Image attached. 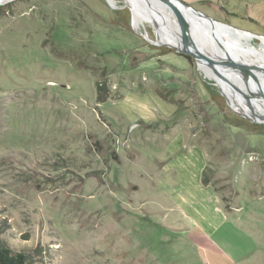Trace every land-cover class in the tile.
<instances>
[{"label": "rangeland", "instance_id": "obj_1", "mask_svg": "<svg viewBox=\"0 0 264 264\" xmlns=\"http://www.w3.org/2000/svg\"><path fill=\"white\" fill-rule=\"evenodd\" d=\"M112 1L0 3V237L31 264H264V122L232 105L264 114L226 98L190 53L154 43L155 27L136 29L124 0ZM183 1L249 33L222 35L264 67V0ZM134 2L158 12L167 35L205 44L167 7ZM225 69L264 107V93ZM174 136L177 150L203 154L178 160L206 167L224 212L211 232L171 198L192 200L201 219L216 208L196 187L161 185L173 178L163 167Z\"/></svg>", "mask_w": 264, "mask_h": 264}, {"label": "bare ground", "instance_id": "obj_2", "mask_svg": "<svg viewBox=\"0 0 264 264\" xmlns=\"http://www.w3.org/2000/svg\"><path fill=\"white\" fill-rule=\"evenodd\" d=\"M8 1H11V0H0V3H5V2H8ZM134 1L135 0H124L125 4L127 5V7L130 9V11L132 13V19H133L134 27L136 29H138L140 27V24H142L144 22L151 23L156 29V37H157L156 40H153V42L157 43V44H166V45H169V46H173V47H175L177 49L196 50V51H199L203 57H207V58L211 59L213 56L214 57L216 56V59L219 60V61H222V63H223V59H224L225 55H224V50H223L222 45L212 39V41H213V50L212 51L213 52L211 53L210 50L212 49L211 48L212 46H211V43H210V39H209V37H208V35L206 33L208 32L209 35H210V32H211V30L213 28L216 31V33L218 34V36L223 41H224V38H223V35H222L223 31L224 32H228V31L234 32L235 36H236V34H238V36H245L247 34L250 35L249 33L245 32V31L236 29L234 27H230V26L225 25V24H223L221 22L220 23L216 22L213 19H212L213 21H210L209 19H207L206 20L207 23H206L204 20H202L200 18H197L188 9H184L188 13V15L190 14L189 17L193 20L192 22L195 24V25H192L191 22H189L187 20V24H188L187 31H190L191 34H194V33L199 34L206 40V42H205V44L203 46L195 44L196 45V47H195L189 41H181L180 38H178V36L173 35V33H172V35H167L168 33H166V30L163 29L164 31H162L161 28H160L161 26L156 23V20H155L156 19L155 18L156 15L155 14H158V12L157 13L150 12V15L145 16V15H143V12L140 9L139 5L136 4V2H134ZM143 1L150 5L148 7H153L154 8L156 5L157 6L158 5L159 6L162 5L163 7H166V6H164L163 4H161L157 0H143ZM111 3H112V5L115 4V2L112 1V0H111ZM169 13L173 14L170 11H169ZM157 17H158V15H157ZM196 25H198V26H196ZM239 41L241 42L242 48L246 46V44H245V46H243V42L240 39H239ZM224 43L231 51H234V54H236V55H237V53H236V50H237L238 56H240L239 57L240 59L233 58L235 61L243 62L246 65L251 64V63H249L250 61L246 57H244V55H245L244 52L245 51H243V49L241 50V49H238V48H234L233 44L231 45V44H229V43H227L225 41H224ZM261 47H262L261 49L264 50V43L261 44ZM253 49L256 51V53H259V51H258L259 49H256V48H253ZM213 53H214V55H213ZM203 57L202 58L199 57L197 59V62H198V65H199L200 69L205 73V75L207 77H209L210 79H213V80L216 81V83H217L218 87L220 88V90L224 91L227 94L225 96L226 98L228 96V97L234 99L243 108L247 109L250 112H253L254 114H259V115L262 114V113L264 114V107H262V105L254 103L252 101V100L260 99V97L255 96L254 97L255 99H253L252 97H249V96L245 95L244 92H243L244 90H242V87L239 85L238 81L231 76V74H230L231 71L230 70H234V69H232L231 67H228V65H226V64L225 65H221V66L220 65L219 66L215 65L214 67H212V65L210 64L209 60L208 59L206 60ZM252 61H254V60H252ZM226 67L228 69H230L229 70L230 73L225 69ZM259 68H256L257 71H254L253 69H252V71H254V73H256L258 75V77L260 79H262L263 82H264V67L263 68L259 67ZM234 71H236V70H234ZM249 78H250V76H249ZM252 83L255 84V82H252ZM245 86L248 87L246 84H245ZM248 88L250 89V91L248 90L247 93H252V89L250 87H248ZM245 91H246V89H245ZM240 95H242L243 98ZM261 100L264 102L263 99H261ZM232 106L237 111H240L243 114H246V115L250 116L248 113H246L245 111H243L239 107H237L234 103H233ZM250 117L252 119H255L252 116H250ZM256 120H258L260 122L264 121V119H256Z\"/></svg>", "mask_w": 264, "mask_h": 264}, {"label": "crops", "instance_id": "obj_3", "mask_svg": "<svg viewBox=\"0 0 264 264\" xmlns=\"http://www.w3.org/2000/svg\"><path fill=\"white\" fill-rule=\"evenodd\" d=\"M176 140V136H174L172 138V142L176 143L175 145H172L169 147V150L166 151V156L168 157H172L173 159V166L171 167H167L164 165L163 167V172H165L166 174L169 173L170 171H172V175L173 178H169L167 176L162 177V181L161 185L164 186V189H171L175 186H177L178 184L181 185L182 191H190L191 188H188L187 186H191V187H196V191H198L199 195L204 198L207 199V201H210L212 203V206H214L213 212H208L206 214L205 217L199 219V214H201L200 211L196 212V211H192L190 212L188 208L190 209H194V204L191 202L192 200H189L188 203L185 204V200L182 196H177V197H173L171 195L172 200L178 205V208L180 209V211L185 214V217L188 218L189 222L194 224L198 229H200V233L203 232H211L214 228V226H217L219 221L222 219L224 220V212L222 211V209L219 207V204L217 203V199L212 191V189L210 188L209 185H204L201 181V177H202V171L204 168H195V169H191L190 171L186 172V170H184V168L182 167V163L181 161H179V155L183 152L186 154H189L190 150L193 151H197L199 153L200 156L203 157V154L200 150H196L195 147H192V149L190 150H177V146L180 147H185L182 136H177ZM179 143V145H178ZM187 156V155H186ZM216 206V207H215ZM186 211H189L192 216L187 217L188 215L185 213ZM210 214V215H209ZM220 219V220H218ZM197 222H200L201 225H199ZM209 222H211V225H209ZM207 227H210L211 230H206ZM195 227H193L191 230H194Z\"/></svg>", "mask_w": 264, "mask_h": 264}, {"label": "water", "instance_id": "obj_4", "mask_svg": "<svg viewBox=\"0 0 264 264\" xmlns=\"http://www.w3.org/2000/svg\"><path fill=\"white\" fill-rule=\"evenodd\" d=\"M159 1L161 4H163L164 6H166L171 13L177 15L178 17H180L181 21H183L187 26V20L189 22H191L192 25H195L192 21V19L189 17L190 14L188 15V13L184 10V9H188L191 13H193L197 18H200L202 20H204L206 22L207 19H209L210 21H213L212 18H210L209 16H207L206 14L202 13L201 11L193 8L190 4L186 3L185 1L183 0H157ZM207 23V22H206ZM226 25V24H225ZM198 26V25H196ZM202 27V26H201ZM231 27V26H230ZM188 33H190V31H187ZM210 36L212 37V39L218 43H220L223 47V50H224V55H225V60H223V63L222 61H219L216 59V57H212L211 59L207 58V57H203L201 55V53L199 51H196V50H185V49H177V48H174L175 50L177 51H186L188 53H190L194 58L195 60L197 61V59L200 57V58H204V59H208L210 64L212 65V67H214L215 65H228L229 67H231L232 69L236 70L239 74V76H241V78L243 80H245V83H247L246 85L247 86H250L251 88L253 89H256V93H264V89L261 87V80L258 75L256 73H254V71H252V69L244 64L243 62H237L235 61L233 58H236V59H240L238 55L234 54L224 43V41L218 36V34L216 33V31L212 28L211 32H210ZM184 41H187V40H184ZM193 44V46L196 47L194 41H190ZM168 46V45H167ZM214 55V53H213ZM215 58V59H214ZM198 64V62H197ZM249 76L251 77V79L249 78ZM252 82H255V84H253ZM255 85L257 86H260L259 88L260 89H257L255 87ZM237 111V110H235ZM238 113H240L242 116L246 117V118H249L250 120L252 121H255V122H260L256 119H252L250 116L246 115V114H243L242 112L240 111H237ZM261 122H264V121H261Z\"/></svg>", "mask_w": 264, "mask_h": 264}, {"label": "trees", "instance_id": "obj_5", "mask_svg": "<svg viewBox=\"0 0 264 264\" xmlns=\"http://www.w3.org/2000/svg\"><path fill=\"white\" fill-rule=\"evenodd\" d=\"M118 14H123V20H127V14L123 12H118ZM156 48V47H155ZM162 53L168 52L167 49L160 48ZM102 87L99 88L101 90ZM99 99H101V94ZM206 174V167L202 171L201 181L204 185L207 184L208 178ZM31 255L25 251H14L9 245H7L0 237V264H31Z\"/></svg>", "mask_w": 264, "mask_h": 264}]
</instances>
